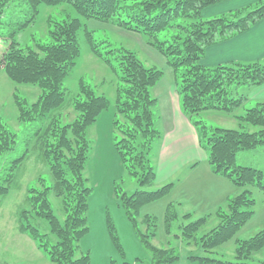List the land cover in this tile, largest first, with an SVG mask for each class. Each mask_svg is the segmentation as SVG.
Here are the masks:
<instances>
[{"label":"trees","instance_id":"16d2710c","mask_svg":"<svg viewBox=\"0 0 264 264\" xmlns=\"http://www.w3.org/2000/svg\"><path fill=\"white\" fill-rule=\"evenodd\" d=\"M12 0H0V38L9 40L0 48V68L16 83L32 84L41 89L38 99L27 104L24 98L15 97L18 120L42 121L34 132L37 157L48 168L51 182L37 178L40 187H28L26 206L18 211L17 230L34 241L52 264H88L89 255L79 248L81 237L87 232V205L91 188L87 185L84 168L88 158L89 140L86 129L108 107L109 99L98 95L93 88L79 79L78 93L66 98L61 83L75 66L80 53L77 31L79 17L51 21L48 41L36 42V48L20 47L13 39L17 30L27 26L38 13L41 3L55 5L67 3L80 17L112 20L117 26L143 33L167 58L177 71V91L182 112L193 118L202 111L219 110L233 113L244 106V94H232V85L257 86L264 83V55L252 62L228 61L213 66L201 63L206 47L231 38L264 18V1L248 4L211 19H202V10L225 0H23L28 17L10 31L3 32L2 16ZM189 19H194L190 21ZM16 23V22H15ZM13 23H10L11 25ZM174 29L169 40H159L162 31ZM5 33V34H4ZM90 52L110 64L122 83L115 99L116 117L114 146L130 175L140 186L134 192L120 193V203L132 220L144 246L150 252L145 264H173L179 253L174 247H156L150 243L155 235V217L145 214L142 222L146 232L137 228L136 216L140 207L167 195L173 182L147 190L155 181V170L149 158L152 142L160 137L153 107L157 103L150 89L159 80L162 71L146 66L140 58L126 48L103 50L92 32L85 30ZM116 62L113 65L111 62ZM70 106L75 118L62 123L59 111ZM121 116V119L118 118ZM240 123L258 127L255 131L203 126V140L207 161L215 174L228 177L235 185H256L264 192V170L237 163L240 151L251 150L264 144V102L235 115ZM200 121H193L194 126ZM16 134L0 118V154L11 151ZM25 153L15 162H22ZM14 174L0 184V201L5 196ZM59 199L62 218L53 211L49 196ZM255 199L249 189L228 197L225 208H219L182 226L183 239L191 240L208 220L215 216L218 225L200 237L205 250L220 246L244 225L254 211ZM175 203L168 202L164 219L169 232L171 222L177 219ZM190 213L184 217H190ZM234 260L200 257L199 264H258L246 262L253 253L264 247V228L248 239H236ZM189 243V242H188ZM125 264H129L126 263ZM264 264V263H263Z\"/></svg>","mask_w":264,"mask_h":264},{"label":"rangeland","instance_id":"374dc122","mask_svg":"<svg viewBox=\"0 0 264 264\" xmlns=\"http://www.w3.org/2000/svg\"><path fill=\"white\" fill-rule=\"evenodd\" d=\"M238 0H227L226 8L224 2L211 5L202 10V19H211L229 13L237 8L248 4H256L255 0L245 4H239ZM28 17L27 5L23 0H12L5 8L2 16L3 32L16 28L20 22ZM79 17L81 27L77 31V40L80 53L76 59V64L64 77L61 83L62 89L66 92V98L78 93L79 79L88 83L96 94L104 95L109 99V105L97 117L95 122L86 129V137L89 140L88 158L84 168V176L87 178V185L91 188L88 197L87 219L88 230L79 241V248L89 255L88 264H145L150 260V252L144 246L140 235L136 231V226L128 218L125 208L120 203V193H131L140 186L135 178L129 174L120 154L114 146V136L120 137V133L114 129L113 120L116 117L115 99L117 88L122 83L110 64L94 56L88 47L85 39V30L91 31L94 38L101 42V48H126L134 52L146 66H152L162 71V75L156 83L160 87V92L151 87L150 92L158 94L159 101L163 98V89L170 84L174 86L177 71L168 63L167 58L152 43L147 35L136 31L117 26L112 20H100L96 18L80 17L77 12L67 3L48 5L41 3L38 6V13L27 26L17 30L13 39L20 47L36 48V42L48 41V31L53 20ZM193 21L194 19H189ZM16 22V23H15ZM10 23H13L9 25ZM255 24L251 25L253 27ZM249 29V28H248ZM247 29V30H248ZM175 30L168 29L158 34L159 40H169L170 34ZM5 34V33H4ZM229 39V38H228ZM227 41V39H226ZM9 40L0 38V48H6ZM201 63L206 66L203 59ZM253 60H235L243 63ZM228 62V61H225ZM221 62V63H225ZM116 64L114 60L111 62ZM179 83V82H177ZM253 87L247 85H232L233 95L244 94L247 97L244 106L237 108L233 113L219 110H206L198 115H194L192 121H200L197 131L200 140H203V126L222 127L239 130L255 131L258 127L247 123H240L235 115H241L244 110L255 106L264 99L252 97ZM154 89V90H153ZM238 89V90H237ZM237 90V91H236ZM41 89L32 84L13 82L0 68V118L7 127L16 134V143L11 151L0 154V184L10 174H14L13 182L8 193L0 201V264H52L46 254L39 250L34 241L27 235L17 230L18 211L26 206V195L28 187H40L37 178L42 177L47 184L51 182L46 164L37 157L34 144V132L42 124L40 120L21 122L18 120V111L15 104V95L20 99L24 98L27 104L35 102ZM161 110V105L153 107L157 116V111ZM157 113V114H156ZM59 115L62 123L71 122L76 112L68 105L60 109ZM118 118L121 119V116ZM156 126L162 130V124L157 119ZM160 140L157 138L152 142L149 151V158L154 170L158 173L157 153ZM28 153L25 159L19 163L15 160ZM237 163L258 167L264 170V144L251 150L240 151L237 154ZM187 168L183 169L179 176H183ZM221 177V182L217 184L226 187L227 197L235 196L245 189H249L255 199L254 211L250 218L241 226L232 237L220 246L207 251L203 248L200 237L218 225L219 219L212 216L208 222L197 231L195 238L191 240L183 239L182 226L204 216L213 213L219 208H225L226 202L219 204L212 209L206 208L205 201L201 199L193 200L189 197V191L195 183L202 181L201 174L191 176L184 184L175 183L170 192L153 201L144 203L136 216L137 228L141 232H146V226L142 219L145 214L155 217L156 231L150 238V243L156 247H174L179 253V259L173 264H199L200 257H209L220 260H234L236 239H248L259 230L264 228V192L256 185H235L231 179ZM169 182V181H168ZM166 182V183H168ZM166 183H159L155 180L151 186L144 189L152 190L163 186ZM226 197V201H227ZM182 198V199H181ZM53 211L62 218L60 212L59 199L53 195L49 196ZM175 203L177 219L171 222L169 232L166 229L164 212L168 202ZM179 202V203H178ZM181 202V203H180ZM205 206V207H202ZM190 213V217H184ZM189 242V243H188ZM250 263H264V247L253 253L246 260Z\"/></svg>","mask_w":264,"mask_h":264},{"label":"crops","instance_id":"0c3cea01","mask_svg":"<svg viewBox=\"0 0 264 264\" xmlns=\"http://www.w3.org/2000/svg\"><path fill=\"white\" fill-rule=\"evenodd\" d=\"M226 1L222 5L225 8ZM253 1L255 0H238L237 2L247 4ZM263 55L264 18L256 22L253 27L227 39V41L207 46L203 61L207 65H213L225 61L253 60ZM153 88L158 92L161 91L157 84ZM162 92L161 101L158 99L159 95L154 94L157 99L154 107L158 104L161 105V110L157 111L156 118L162 124L156 161L159 168L158 173L156 169L155 180H158V185L169 181L173 182L175 186V183L185 184L191 176L201 174L203 180L195 183L189 191L192 201L204 200L206 205H209L203 208L204 210L212 209L226 202V197L230 194H226V187L223 188L217 184V182H221L219 179L221 177H217L220 175L212 172L208 164L206 151L200 144L197 127L194 126L192 119L181 110L176 82L174 86L170 84ZM252 97L264 99V83L253 87ZM185 168L188 169L185 171L186 173L182 177L179 176Z\"/></svg>","mask_w":264,"mask_h":264}]
</instances>
